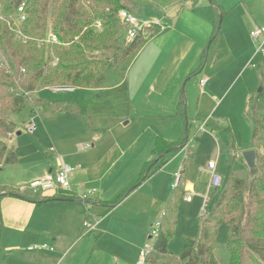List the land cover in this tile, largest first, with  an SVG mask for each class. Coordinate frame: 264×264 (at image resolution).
I'll use <instances>...</instances> for the list:
<instances>
[{
	"label": "crops",
	"instance_id": "obj_1",
	"mask_svg": "<svg viewBox=\"0 0 264 264\" xmlns=\"http://www.w3.org/2000/svg\"><path fill=\"white\" fill-rule=\"evenodd\" d=\"M203 1L183 7L179 0H139L142 9L149 6L164 9L165 14L151 16V22L160 24L159 32L149 37L124 74L121 68H116L102 86L85 90L99 93L98 101H92L89 107L76 105L79 114L53 110L46 114L42 113L46 106L37 96L41 101L35 102L38 108L31 103L32 110L36 111L44 132L26 136L28 139L20 143L14 139L24 136L20 133L22 125L18 115L11 116L18 128L7 143L15 152L24 149L20 162L30 166V173L24 184L0 182V186L18 192L0 196V215L10 236L27 239L31 246L48 244L55 249L53 253L42 251V257L33 264H77L82 257L90 259L88 264H94V258L99 259L98 264H135L150 240L152 227L163 217L177 173H181L184 191L195 193L189 204L195 199L202 202L209 195L208 166L196 171L197 184L186 181L188 162L195 153L194 143L184 135L175 141L168 140L169 134L156 123L163 118L188 120L176 115L183 96L181 87L199 64L195 75L201 73L202 59L206 58L214 32L209 2L205 0L207 13L199 8ZM216 1L227 12L226 18L243 1L247 2ZM132 3L133 11L137 12L136 3ZM138 18L148 21L145 11ZM236 34L240 36V31L236 30ZM33 121L36 126V120ZM49 128L53 130L48 131ZM213 130L212 127L205 137L210 138L211 144L217 140ZM159 137L168 142L185 140L186 145L177 152L157 157L154 151ZM86 145L90 149H85ZM150 162L154 167L148 178L113 206L120 195L137 183ZM63 165L74 170L72 191L49 194L44 202L22 197L27 193L23 192L24 187L54 175ZM157 169L163 181H159L158 172L154 173ZM167 181H171V189ZM81 186L85 187L88 200L81 199ZM85 221L97 222L96 229L89 231L83 226Z\"/></svg>",
	"mask_w": 264,
	"mask_h": 264
},
{
	"label": "trees",
	"instance_id": "obj_2",
	"mask_svg": "<svg viewBox=\"0 0 264 264\" xmlns=\"http://www.w3.org/2000/svg\"><path fill=\"white\" fill-rule=\"evenodd\" d=\"M25 1L0 0L4 17L0 24V49L11 70L6 73L0 68V166L4 163L13 166L19 161L16 152L9 148L7 143L9 135L18 128L10 119V115H19L26 108L28 97L40 85L49 88H97L102 85L109 72L127 62L126 68H121L124 74L149 39L144 40L143 36H139L128 45L124 44L128 26L120 19L119 12L127 10L135 15L131 1L54 0V9L50 12V0H42L40 3L35 1L28 9L24 34L30 41L27 44L15 42L9 26L16 18L19 6ZM198 1L179 0L183 7L187 3L195 4ZM207 1L210 4V21L214 29L211 43L221 33L227 12L216 0ZM96 22L101 23L102 32L96 30ZM50 23L59 44L46 50L45 47H40V41L46 38ZM158 32L156 28L151 37ZM226 54L222 43L218 56L222 58ZM56 60L58 63L54 64ZM202 62L204 64L205 58ZM23 68L26 73H22ZM186 109L187 102L183 94L176 115L186 118ZM51 110L79 114L76 105L61 101L52 104ZM250 111V150L256 152V173H250L246 178H237L232 174L227 183L223 182L222 187L215 192L213 212L206 217L204 212L199 219L197 237L183 239L181 254L175 256L169 251V244L175 236L178 200L181 194H185L184 182L181 179L180 187L173 190L165 204L159 235L153 240V251L146 264H264V114L255 111L254 105L250 106ZM185 145V140L168 142L159 137L155 142L154 152L160 157L177 152ZM232 147L235 148L234 145ZM153 164H147L145 173L137 183L120 195L113 206L148 178ZM186 164L187 160L183 173L186 171ZM7 191L9 195L18 194L15 191ZM27 191L28 193L22 194L24 199L38 198L43 202L47 199V195L40 192L32 193L33 190L30 189ZM60 193L64 191L58 194ZM223 226L230 227L232 234L228 239L226 251L220 254L225 261L222 263L215 253L219 232Z\"/></svg>",
	"mask_w": 264,
	"mask_h": 264
},
{
	"label": "rangeland",
	"instance_id": "obj_3",
	"mask_svg": "<svg viewBox=\"0 0 264 264\" xmlns=\"http://www.w3.org/2000/svg\"><path fill=\"white\" fill-rule=\"evenodd\" d=\"M35 1L40 3L42 0H26L31 6ZM53 1L50 0V12L54 9V6H52ZM128 1L136 3L134 7L137 12H134L137 17H140V13L145 11L148 22H151L152 15L160 14V12L164 13L162 7L149 6L142 9L139 0ZM205 5L207 4L204 0L200 3L199 8L207 13ZM263 26V0L243 1L242 5L236 7L223 21L219 36L210 43L201 73L195 75L200 67L199 64L182 84L181 94L183 93L186 98V117L188 120H185V122L168 118L156 120L160 130L169 134L168 140L175 141L184 135L194 143L195 153L188 162L189 169L186 178L188 182L197 184L195 181L196 171L207 167L210 161L216 160L218 165L217 173L224 177L225 183L228 182L232 174L237 178H246L250 174L249 167L244 159V153L252 147V126L249 119L250 106L254 105L255 111L259 114H264V59L256 56L255 45L251 41L250 33ZM156 28L157 26L150 27V31L148 30L147 34L143 36L144 40L153 35ZM236 30L240 31V36L236 34ZM123 41L126 45L130 43L126 37ZM222 43L226 48L227 54L221 58L218 54ZM250 63L252 64L251 66H249ZM123 65L118 68L125 69L127 62ZM110 74L113 75L114 73L112 71L109 72L106 78ZM203 78L207 79L205 87L200 85V80ZM85 90L76 88L73 93H64L54 91L45 85H40L28 97L26 108L17 116L19 124L22 125L20 133L24 136L21 135L14 141L16 142L18 139L20 143L22 140L28 139L26 136L33 137L27 130L32 119L36 120L37 126V130L33 135L37 136L44 132L43 124L37 118L38 116L34 114L36 111L33 112L31 103L35 104V102L42 99L46 106L42 113L46 114L51 112L52 104L60 101L65 104L80 105V107L81 105H87L89 107L92 105V101L96 102L99 100L97 98L99 93H90ZM34 106L38 108L37 104ZM44 117L45 114H42V119ZM206 120L211 124L207 130L210 131L213 127L216 133L217 140L216 142L213 140L212 144L208 142L210 138H205L208 137L209 133L199 135L196 127L197 124ZM42 122L44 123V120ZM47 130L51 131L53 129L49 128ZM16 153H18L19 156H17L20 158H18L19 162L16 167L10 168L5 163L0 166V182L5 184L23 183L30 173V166L27 163L20 162L24 149H17ZM2 169L5 170L1 171ZM158 170L154 173L158 172L159 181H163L164 178ZM167 182H169L168 188H170L171 181ZM7 190L4 187H0V196L9 193ZM216 190L211 188L208 195L210 202L205 211L204 200L201 202L200 199H195L193 204H189L185 201V196L188 192L180 195L176 212L175 236L169 244V251L173 255L180 256L183 239H195L197 237L198 222L202 218V214L205 212L204 216L206 217L214 210ZM172 192L171 190L170 195ZM202 208L203 210L201 211ZM0 226V264H33L34 260H39L42 257V250L29 251L28 247L31 245H29L30 243H28L27 239H18L10 236L7 232L8 229L3 223H0ZM231 234L232 229L228 226H223L220 229L215 256L222 263L224 259H222L220 254L226 251ZM89 260V258L82 257L77 264H88ZM139 260L140 256L135 264ZM92 262L98 264L99 259L94 258Z\"/></svg>",
	"mask_w": 264,
	"mask_h": 264
},
{
	"label": "built area",
	"instance_id": "obj_4",
	"mask_svg": "<svg viewBox=\"0 0 264 264\" xmlns=\"http://www.w3.org/2000/svg\"><path fill=\"white\" fill-rule=\"evenodd\" d=\"M28 2L22 3L19 8L16 15V18L14 19L13 23L10 24L9 28L11 32L14 35V41L27 44L30 41V38L24 34L26 24L28 21V9H29ZM120 19L128 26V34L127 39L129 42L134 41L139 36H145L147 34L148 28L152 26H159V23L155 22H148L143 21L142 19L138 18L136 15L128 12L127 10H121L119 12ZM4 20V17L2 15V10L0 6V24ZM51 23L48 27V33L46 38L40 41V47H45L46 50H49L50 46H53L55 44H59V40L57 36L52 32L51 30ZM95 28L97 31L102 32V25L100 22H96ZM150 29V28H149ZM250 38L253 41L256 49V56H260L264 59V27L257 28L254 31L250 33ZM77 40V39H76ZM58 61L56 60L54 64H57ZM252 64L250 63L249 66ZM0 68L4 70L6 73H10V67L9 64L3 55V52L0 49ZM22 73H26V70L23 68ZM207 84V79L201 80L200 85L201 87H205ZM57 92H64V93H73L75 91V87L71 86H65V87H56V88H50ZM209 126L208 121L201 122L197 124L198 128V134L202 135L204 133H208L207 130ZM27 130L30 134H34L36 131V126L33 121L29 123ZM211 135L214 136L213 132H210ZM12 134L9 135L11 137ZM85 149H90V145H86L84 147ZM208 169L211 172V188L214 189H220L223 185V177L217 173V161L209 162ZM73 176H74V170L66 165H63L59 168V170L52 176H49L43 180H39L36 182H33L29 187H24L22 190L23 192L27 191L28 189L33 190L34 192H40L43 195H49V194H56L60 191H72L73 190ZM181 173H177L174 176V183L172 184V190L177 189L180 187L181 184ZM82 191V200H88L89 195L86 194L85 187L81 186ZM195 193L189 192L185 196L186 202H191L193 199ZM209 203V197L206 196L204 198V211L206 209L207 204ZM97 222L91 223L85 221L83 223V226L89 231H94L97 227ZM161 228V222L157 221L154 226L152 227L151 233H150V240L147 241V243L143 246L142 250L140 251V260L137 264H146L147 258L151 255L153 251V240L159 235V230ZM29 251H35V250H42L46 252H55V249L48 245V244H36L33 246L28 247Z\"/></svg>",
	"mask_w": 264,
	"mask_h": 264
},
{
	"label": "water",
	"instance_id": "obj_5",
	"mask_svg": "<svg viewBox=\"0 0 264 264\" xmlns=\"http://www.w3.org/2000/svg\"><path fill=\"white\" fill-rule=\"evenodd\" d=\"M244 159L247 163L250 173H256V152L253 150H249L244 153Z\"/></svg>",
	"mask_w": 264,
	"mask_h": 264
}]
</instances>
